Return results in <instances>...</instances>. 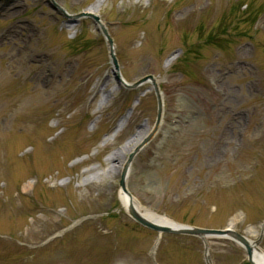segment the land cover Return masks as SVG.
Here are the masks:
<instances>
[{"label": "rangeland", "instance_id": "obj_1", "mask_svg": "<svg viewBox=\"0 0 264 264\" xmlns=\"http://www.w3.org/2000/svg\"><path fill=\"white\" fill-rule=\"evenodd\" d=\"M69 15L98 0H53ZM128 83L152 75L161 124L128 189L174 223L257 241L264 223V0H104L94 11ZM0 264H205L199 238L158 234L121 207L119 175L97 176L151 133V84L118 86L102 34L48 0H0ZM123 129L102 145L121 119ZM134 148V147H133ZM214 264H247L209 239ZM264 253V234L259 245Z\"/></svg>", "mask_w": 264, "mask_h": 264}, {"label": "water", "instance_id": "obj_2", "mask_svg": "<svg viewBox=\"0 0 264 264\" xmlns=\"http://www.w3.org/2000/svg\"><path fill=\"white\" fill-rule=\"evenodd\" d=\"M53 8H55L63 17H65L69 23H76L79 19L88 18L90 19L93 24L96 26L97 30L102 34L103 39L108 47L109 59L110 64L112 66V75L118 84V86L123 87L126 90H136L140 88L142 85L146 83H150L155 97L157 101V117L156 122L154 125L153 130L145 139L134 148V150L129 154L128 158L126 159L120 177H119V187L127 194V196L132 200L133 196L128 191L126 186V181L128 179L131 165L135 159V157L142 151V149L150 142L154 133L158 129L160 122L162 120L163 114V99L162 94L160 92L159 82L154 78L152 75H148L145 77L140 78L139 80L128 83L123 78L120 67L118 63V58L115 52V43L113 38L111 37L108 27L101 21L100 17L95 14L94 12L88 13H80L77 15H69L65 10L61 7L57 6L53 0H48ZM126 212L129 217L135 221L137 224L141 225L142 227L149 229L158 233L159 235L162 234H174V235H181V236H190V237H197L199 238L204 244V260L206 264H213L212 259L209 253V238H223V239H230L240 245L246 252L247 261L249 264H259L254 261V252L259 251V244L262 239V235L264 233V223L262 225V231L259 239L255 242L249 241L245 236L235 232L231 227L226 229H204L198 228L194 226H187V225H179L174 223V226H162L156 223H152L145 219L142 215L138 213V211L132 206L129 205L126 208ZM155 249V247H154ZM154 249L152 250L151 257L154 261Z\"/></svg>", "mask_w": 264, "mask_h": 264}, {"label": "bare ground", "instance_id": "obj_3", "mask_svg": "<svg viewBox=\"0 0 264 264\" xmlns=\"http://www.w3.org/2000/svg\"><path fill=\"white\" fill-rule=\"evenodd\" d=\"M103 1L104 0H98L93 6H91L90 12H94L95 9ZM4 36L5 35L1 36L0 40H2ZM127 119H128V116H125L123 119L120 120V122L115 127L113 132L109 136H106L104 138L102 145H107L111 140H113V138L117 135V133H119L123 129ZM146 135L147 133H144V132H138L136 135H134V137L131 140H129L124 147L120 148L119 151L112 153L106 159L107 167L105 169L98 170L96 175L104 176L106 178H109L111 176L116 177L119 174L120 169H121V163H119V158L121 157L124 158L125 157L124 155L127 152L131 153V151L145 139ZM128 180L126 182L127 187H128ZM118 197H119L120 205L123 209H126L129 205H132L138 211V213L142 215L148 221L162 225V226H174V223L168 218L162 215H159L149 209L141 207L134 198L131 200L121 188H119ZM159 241H160V237H158L157 242ZM254 261L259 264H264V253L261 251H255Z\"/></svg>", "mask_w": 264, "mask_h": 264}, {"label": "trees", "instance_id": "obj_4", "mask_svg": "<svg viewBox=\"0 0 264 264\" xmlns=\"http://www.w3.org/2000/svg\"><path fill=\"white\" fill-rule=\"evenodd\" d=\"M130 92L134 93V91H130Z\"/></svg>", "mask_w": 264, "mask_h": 264}]
</instances>
